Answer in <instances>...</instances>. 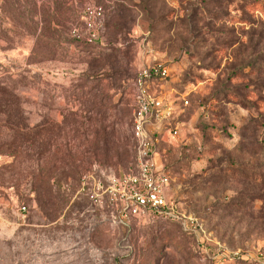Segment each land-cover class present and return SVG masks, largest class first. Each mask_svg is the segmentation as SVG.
I'll return each mask as SVG.
<instances>
[{
  "label": "rangeland",
  "instance_id": "1",
  "mask_svg": "<svg viewBox=\"0 0 264 264\" xmlns=\"http://www.w3.org/2000/svg\"><path fill=\"white\" fill-rule=\"evenodd\" d=\"M88 5L104 9L102 44L70 34ZM154 63L171 69L167 98L189 101L157 153L169 198L197 220L187 229L123 227L81 191L84 175L134 166L133 83ZM3 144L22 154H0V264H256L264 0H0ZM41 179L55 204L39 201Z\"/></svg>",
  "mask_w": 264,
  "mask_h": 264
},
{
  "label": "built area",
  "instance_id": "2",
  "mask_svg": "<svg viewBox=\"0 0 264 264\" xmlns=\"http://www.w3.org/2000/svg\"><path fill=\"white\" fill-rule=\"evenodd\" d=\"M82 20L83 27L72 29L71 36L89 44L103 43L104 9L88 5ZM170 76V67L154 63L144 66L135 77L131 129L134 166L109 176L105 182L93 175H84L81 180V191L92 202L106 206L114 221L123 227L153 220H170L179 222L187 229L197 221L193 216H187L179 204L169 198L172 177L159 166L157 160L160 140L166 134L179 137L178 114L184 111L181 106H189L186 98L176 105L163 93V82ZM23 210L26 211V207ZM256 262L264 264V254H259Z\"/></svg>",
  "mask_w": 264,
  "mask_h": 264
},
{
  "label": "trees",
  "instance_id": "3",
  "mask_svg": "<svg viewBox=\"0 0 264 264\" xmlns=\"http://www.w3.org/2000/svg\"><path fill=\"white\" fill-rule=\"evenodd\" d=\"M102 44V43H100ZM3 149H7L8 151V154L10 155V157H13L15 160H17L20 156L21 151H19L20 149L19 148H15L12 144H6V145H0V154H2V150ZM243 177H245L246 175L241 173ZM70 177V175H66V176H63V178H65V180L63 178H56V181L58 182V184H61L63 181L66 182V179H68ZM55 178V176H51L50 179H53ZM40 188H39V195H38V199L39 201H41V203H44V204H55V202L53 201L54 197L52 196V194H50V192L43 188L42 186L44 185L45 181L43 179L40 180ZM174 222H177V221H174ZM179 223V222H178ZM256 264H260V263H256Z\"/></svg>",
  "mask_w": 264,
  "mask_h": 264
}]
</instances>
